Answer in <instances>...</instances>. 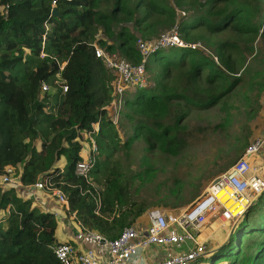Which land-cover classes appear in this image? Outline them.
Masks as SVG:
<instances>
[{"label":"trees","instance_id":"trees-1","mask_svg":"<svg viewBox=\"0 0 264 264\" xmlns=\"http://www.w3.org/2000/svg\"><path fill=\"white\" fill-rule=\"evenodd\" d=\"M51 2L0 0V264H60L52 251L60 243L56 218L23 197L25 187L50 176L66 193L68 212L113 240L144 212L118 154L127 156L142 140L145 158L155 148L177 156L189 111L226 106L239 92L249 101L254 88L264 91V69L255 76L241 72L244 55L256 57L254 43L258 36L264 40L263 0H56L57 17ZM182 10L188 16L179 20ZM175 23L185 43L211 51L170 48L150 55L145 70L152 85L124 93L113 125L107 108L115 78L95 46L137 65L136 35L156 39L159 29ZM223 33L232 39H210ZM93 124L99 125L97 154L86 182L75 168L80 133ZM9 167L22 188L1 183ZM232 242L220 247L229 252L228 264H264V192L243 216L233 249Z\"/></svg>","mask_w":264,"mask_h":264},{"label":"built area","instance_id":"built-area-1","mask_svg":"<svg viewBox=\"0 0 264 264\" xmlns=\"http://www.w3.org/2000/svg\"><path fill=\"white\" fill-rule=\"evenodd\" d=\"M56 0H52L54 8ZM136 50L142 57L141 63L133 65L117 54H109L100 47L95 46V56L100 59L105 68L114 76V98L108 106L109 116L113 125H117L123 109V97L127 89L144 88L148 85L145 70L146 59L158 50L170 48H189L191 50L202 49L199 44L185 43L179 34L178 24L170 30L161 33L156 39L137 38ZM215 63L217 59L214 57ZM62 69V68H61ZM62 92L67 91L65 85H60ZM42 92H48L49 86L45 83L41 86ZM264 119V106L262 108ZM98 125V124H96ZM99 131V125H92L89 132L80 133V137L88 139L89 149L86 157L76 164L75 174L90 182V172L94 166L97 146L94 135ZM264 148V139L255 138L244 150L242 156L231 165L224 173L216 177L207 188L188 207L179 212L166 213L154 208L147 211L145 217L147 226L139 229L135 225L124 227L121 233L113 240H107L99 234H95L84 226L76 235L77 240L87 238L93 241L97 248L78 250L72 244L58 243L53 248V254L60 264H126L139 257V254L151 246L167 247L173 245L187 246L185 252L173 254L161 264H202L198 260L212 250L207 249L206 241L199 238V233L211 224L219 226L238 222L245 215L252 202L264 192V167L253 165L255 155ZM13 168H6L5 175L1 177L3 185L14 188L22 184L12 175ZM35 191L44 192L54 199L59 205L68 211L66 193L57 186L50 176L43 177L31 187ZM223 193L221 197L218 194ZM230 198L240 205L234 208L227 207V199ZM241 211L236 213L238 209ZM212 264H228L218 262Z\"/></svg>","mask_w":264,"mask_h":264},{"label":"rangeland","instance_id":"rangeland-1","mask_svg":"<svg viewBox=\"0 0 264 264\" xmlns=\"http://www.w3.org/2000/svg\"><path fill=\"white\" fill-rule=\"evenodd\" d=\"M177 14L178 19L181 20L188 16V11H177ZM172 27L159 29L156 37ZM226 33L217 37L212 36L210 39L213 41L232 39ZM136 36L141 38L140 35ZM195 44L200 45L198 48L206 47L200 42ZM209 51L211 49H208ZM254 53H257L256 57L249 54L244 55L246 60L244 67L246 68L243 67L241 72L247 69L248 73L245 76H255V72L264 69V40L259 36L254 43ZM149 76L147 74V82L148 85H152ZM133 93H135L134 89H127L125 92L126 96H131ZM249 96V101H245L239 92V95H233L228 99L226 106L219 104L207 111H189L188 117L183 121L185 130L179 136L183 141V146L177 156L164 155L159 152L158 148H155L150 154L148 153L151 157L145 158L147 153L145 149L148 145L142 140L133 145L127 156L124 153L118 154L126 177L133 180V200L143 206L161 205L176 212L182 211L191 199L201 194L212 180L224 173L242 156L246 145L259 136L263 121L264 91L258 92L254 88L252 92H249ZM120 134L124 138L122 131ZM82 141L84 140L81 138L80 144ZM262 152L264 148L253 158V165L264 167L261 160L263 158L260 155ZM152 166L153 171H151ZM136 174H139L138 178H134ZM258 197L254 199L257 200ZM225 199H227L226 206L232 207L230 210L235 214L234 208L240 204L228 197ZM240 211L241 207L236 213ZM242 219L236 223L231 222L229 225H209L205 231L200 232L199 235L206 234L207 249L212 251L200 258L198 263L211 264L222 261L228 263L229 252L226 248L220 250V247L232 239L231 248L233 249L236 242V231Z\"/></svg>","mask_w":264,"mask_h":264},{"label":"crops","instance_id":"crops-1","mask_svg":"<svg viewBox=\"0 0 264 264\" xmlns=\"http://www.w3.org/2000/svg\"><path fill=\"white\" fill-rule=\"evenodd\" d=\"M107 111H108V108H107ZM94 125L98 126L96 124H94ZM258 138L264 139V119L262 121V126L259 130ZM88 143H89L88 139H84V141L81 142L82 148H81L80 156L82 158L86 157V155L88 153V149H89ZM260 155L263 158V159L260 158L263 161L262 164H264V152H262ZM22 187H23V185L20 188H22ZM96 190L98 192H100L101 187L98 186ZM21 195L25 198H33V200H34L33 205L41 208L42 210H44L46 212H50L51 214L54 215V217L56 218V221H57V229H56V233H55V237H56L57 242H60V243L64 242V243L72 244L78 250L96 249L97 248L96 244L87 238H84L82 240L76 239V235L78 233V230H80V228H81L80 225H82L81 222H79L77 220L74 213L73 214L69 213L65 209V207L57 204L56 201L54 199L50 198L49 195L45 194L44 192L35 191L33 189H26V187L24 190L21 191ZM199 196H200V193L197 195V197H195L194 199H191L190 202H188L187 205H185V208L188 207L192 202H194V200H196ZM137 208L138 207L136 206L135 209H137ZM151 208H158V209L163 210L166 213H174L175 212V211H171L167 207H163L161 205H159V206L153 205V207L144 206L143 214L141 216H139L138 218H136L133 222V225H135V227H137L139 229H145V227L147 226V221H146V217H145L146 211L151 209ZM176 212H179V211H176ZM212 225H216V224H211L210 226H212ZM207 228L208 227L204 228L201 232L205 231ZM199 238L202 240L208 239L206 237L205 233L200 234ZM210 247L213 250H215V248H213L212 246H210ZM186 249H187V246H184V245H173V246H167V247H163V248L151 246L148 249L142 251L139 254L138 258H135L131 261H128L126 264H161V262H163L168 257L172 256L173 254H179V253L185 252ZM209 250H211V249H209Z\"/></svg>","mask_w":264,"mask_h":264},{"label":"water","instance_id":"water-1","mask_svg":"<svg viewBox=\"0 0 264 264\" xmlns=\"http://www.w3.org/2000/svg\"><path fill=\"white\" fill-rule=\"evenodd\" d=\"M54 17H57L58 16V11L56 8H53L52 9V13H51Z\"/></svg>","mask_w":264,"mask_h":264},{"label":"bare ground","instance_id":"bare-ground-1","mask_svg":"<svg viewBox=\"0 0 264 264\" xmlns=\"http://www.w3.org/2000/svg\"><path fill=\"white\" fill-rule=\"evenodd\" d=\"M223 195V193H220V194H218V197H221Z\"/></svg>","mask_w":264,"mask_h":264}]
</instances>
